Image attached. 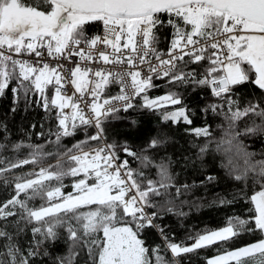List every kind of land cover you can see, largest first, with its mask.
<instances>
[{
	"label": "snow or ice",
	"instance_id": "1",
	"mask_svg": "<svg viewBox=\"0 0 264 264\" xmlns=\"http://www.w3.org/2000/svg\"><path fill=\"white\" fill-rule=\"evenodd\" d=\"M94 23L102 26V34H89L87 26ZM165 23L172 27L174 38L168 52L161 53L155 47L154 30ZM21 56L31 60L16 58ZM190 64L202 67L199 76L196 69L186 70ZM153 77L168 78L169 84L208 87L224 101L203 109L213 113L221 109L226 122L219 126L223 131L214 150L224 155L222 166L234 180L253 186L248 218L232 217L223 228L189 236L194 241L191 245L169 240L156 223L161 213L185 215L178 211L170 190L175 189L178 198L182 189L191 187L177 186L170 158L157 161L148 154L166 140L152 138L139 152L126 143L120 146L139 162V168L121 160L115 143H103L104 124L114 113L135 107L159 111L182 104L173 91L149 97V90L157 87ZM13 80L18 82L13 91L22 90L25 101L38 94L46 112L55 110L56 131L49 132L55 139L49 143H55L57 151L17 144V150L31 149L28 157L0 168V179L5 182L4 173L12 169L28 164L39 168L27 174L31 178L15 177L16 194L0 204V221L6 222L0 226V264H35V257L48 254L46 250L41 253V246L55 241L60 227L72 244L69 256L59 264H72L79 246L87 249L91 264H179L176 258L182 254L215 244L223 247L221 242L242 233H259L260 238L226 249L206 264H264V159L255 160L256 153L249 152L239 139L241 135L264 136V96L249 100L244 107L233 98L240 86L249 83L264 94V0H0V96ZM109 85H119L116 95L104 96ZM136 97L141 104L134 103ZM188 112L182 106L161 115L165 122L182 120L191 125ZM249 116L259 122L253 119L237 130L238 122ZM88 128L96 131L85 140L72 147L61 144L62 138ZM191 131L197 137L213 136L208 127ZM91 141L102 143L92 145ZM212 142L193 144L198 148L197 158H203ZM4 147L0 144V151ZM48 157H54L55 164L45 163ZM151 167L157 170L156 179L142 170ZM65 177L78 178L72 185L74 192L62 191ZM37 198L45 203L31 207L29 201ZM20 221L35 223L33 237H41L26 250L27 255L7 230V225H14L16 235L23 232ZM152 228L164 240L163 250L159 245L146 246L144 232ZM169 251L171 258L166 255Z\"/></svg>",
	"mask_w": 264,
	"mask_h": 264
},
{
	"label": "trees",
	"instance_id": "2",
	"mask_svg": "<svg viewBox=\"0 0 264 264\" xmlns=\"http://www.w3.org/2000/svg\"><path fill=\"white\" fill-rule=\"evenodd\" d=\"M99 28L100 25L96 23L87 26V30L91 35H96ZM154 31L158 38L157 45L160 49H165L170 36L173 35L172 27L165 23ZM188 59V57H185V60ZM201 63L203 64L204 62ZM191 69H196L198 76L203 70L197 64L188 65L186 70ZM167 79H153V83L157 87L149 90V97H158L165 95L168 91H173L179 94L182 104L169 106L159 111L135 107L128 111L114 113L104 124L105 141L106 143H115L117 145L116 150L121 160L126 159L132 168H139V162L121 151L120 146L126 143L134 151L139 152L147 147L152 138L166 140L163 145L149 149L148 154L157 161L160 158H170L177 186L188 184L191 187L187 191L182 189L178 198L175 196V189L170 190L172 192L171 198L179 206L178 211L185 213V215L178 216L175 213H161L156 223L164 229L169 240L177 243L184 241L186 244L191 245L194 241L188 240L187 237L189 236L203 233L207 229L223 228L232 217L248 218L251 215L249 209L252 207L248 197L253 192V186L251 182L246 187L242 182L234 180L228 174V170L222 166L225 163L224 155L214 150L215 140L219 139L223 131L219 126L225 125L226 122L221 114V109H217L216 113L210 110L205 112L203 109L209 104H222L224 101L213 96L208 87L193 84L180 85L179 82L169 84ZM17 84L16 80L11 81L8 89L5 90V94L0 96V144L5 145L4 149L0 151V160H3L0 168L5 167L10 162L28 157L31 149L21 147L17 150L14 147L17 144L42 145L45 152L57 151V145L49 143L50 140L55 139L54 136L49 135L50 131H56L55 110L50 113L46 112L42 107L43 102L38 94L30 95L29 100L25 101L22 90L19 92L13 91ZM118 91L117 86L109 85L104 91V96H114ZM47 95L50 99L52 98V86L48 87ZM262 96L264 94L249 83L240 86L233 98L239 102L241 107H244L249 100H260ZM134 103L139 105L142 101L139 97H136ZM182 106L189 110L188 114L192 119L191 125L183 123L182 120L179 123H174L170 120L165 122L163 120L162 112L171 111ZM223 111H226V108ZM253 119L259 122V118L245 117L238 122L237 130H242L247 126L246 122L250 124ZM198 127H208L213 136L208 138L197 137L191 130ZM91 134H94L93 129H87L86 132L83 129H78L75 136L62 138L61 144L72 147L75 143L85 140L86 135ZM239 139L249 152L256 153L255 160L264 159V136L241 135ZM209 140L213 142L210 144L208 152L202 159L197 158L198 148L193 147V144L201 145ZM90 143L96 145L98 141H91ZM55 162L54 157H48L45 161V163L52 164H55ZM142 170L149 178H157L155 167ZM33 171H39V168L28 164L4 173V176L8 178V182L0 179V204L11 199L16 194L14 187L15 177L31 178L27 174ZM208 176L215 177V179L208 181L206 179ZM76 179L78 178L65 177L62 191L65 193L74 192L72 185ZM50 183L55 184L56 182L52 181ZM20 198L24 199V194H21ZM221 199L231 201V203L221 204L219 202ZM181 201H184V203L181 204ZM44 203L45 201L39 198L29 201L31 207H39ZM85 210L81 209V211ZM148 211H154V209H148ZM8 219L16 221L18 217H10ZM72 223L75 224V221ZM5 224V221H0V226ZM34 226L35 223L28 224L26 221H20V227L24 231L16 235L15 226L7 225V230L14 233L16 242L25 250V255H27L26 250L34 246V241L41 239L39 235L35 238L33 237L31 230ZM56 231L58 232V238L55 241L48 240L41 246V253L46 250L48 254H41L35 257V264H59L61 258L69 256L72 242L68 240L66 230L60 227ZM259 238V233H242L229 242H221L224 245L223 247L221 244H215L192 253L182 254L176 259L179 264H206L207 259L222 254L226 249H235L255 242ZM144 239L146 246L152 248L159 245L162 250L164 249V240L156 229H146ZM74 251L78 254L72 257V264H91L85 247L79 246ZM166 255L168 258L172 257L170 251Z\"/></svg>",
	"mask_w": 264,
	"mask_h": 264
},
{
	"label": "built area",
	"instance_id": "3",
	"mask_svg": "<svg viewBox=\"0 0 264 264\" xmlns=\"http://www.w3.org/2000/svg\"><path fill=\"white\" fill-rule=\"evenodd\" d=\"M99 34H102V26L100 25V28H99V30H98V32H97V34L96 35H99ZM174 37H173V35L172 36H170V38H169V40H168V43H167V47L165 48V49H160L159 48V46L156 44L155 45V47L161 52V53H167L168 52V50H169V48H170V45H171V40L173 39ZM16 58H19V59H29V60H31V57H27V56H21V57H16ZM164 58H167L166 56L164 57ZM51 63H53V64H55L56 63V61H50ZM154 63H155V61H153ZM69 67L71 66V65H68ZM93 66H95V65H93ZM153 79H156L155 77H153ZM159 80V79H158ZM111 86H114V87H118V89H119V85H111ZM72 89H71V86H69V89H68V92H69V94H71L72 93ZM134 102H135V100H134ZM66 112L68 111V109H66L65 110ZM88 129H93L94 130V133H95V129L94 128H88ZM100 143H102L101 141H98V143L96 144V145H98V144H100ZM103 143H106V141L104 140L103 141Z\"/></svg>",
	"mask_w": 264,
	"mask_h": 264
}]
</instances>
